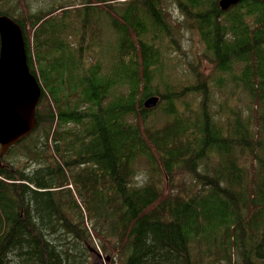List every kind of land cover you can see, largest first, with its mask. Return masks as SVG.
I'll return each instance as SVG.
<instances>
[{
  "label": "trees",
  "instance_id": "obj_1",
  "mask_svg": "<svg viewBox=\"0 0 264 264\" xmlns=\"http://www.w3.org/2000/svg\"><path fill=\"white\" fill-rule=\"evenodd\" d=\"M96 2L108 6L70 5L80 17L54 6L27 20V0H10L0 13L22 27L43 88L37 128L10 150L24 145L21 155L44 166L5 170L0 149V264H264V0L227 11L220 0H176L205 57L234 82L236 110L225 120L222 106L209 114L207 89L175 90L164 75L163 35L178 33L164 0ZM100 12L117 37L107 47L89 28ZM83 29L85 46L64 37ZM199 91L204 103L186 120L177 102ZM244 95L249 117L241 115ZM152 96L168 101L155 108L173 117L162 130L145 126L156 112L145 107ZM139 158L167 174L183 166L191 188L175 184L176 196L161 200L157 180L134 186Z\"/></svg>",
  "mask_w": 264,
  "mask_h": 264
},
{
  "label": "rangeland",
  "instance_id": "obj_2",
  "mask_svg": "<svg viewBox=\"0 0 264 264\" xmlns=\"http://www.w3.org/2000/svg\"><path fill=\"white\" fill-rule=\"evenodd\" d=\"M10 1V0H9ZM8 0H0V13L4 12L5 9L10 6ZM28 4L25 9L28 10L26 14H22L23 18H30L33 12L48 11L54 6H59L61 8L70 9V16H84L83 13H74L69 7L70 5L78 6L82 5L85 0H27ZM100 0H93L97 8L106 7L105 2H96ZM125 1V0H121ZM230 0L226 1L228 3ZM165 7L169 13V21L173 28L177 30V37L175 38L172 34L163 35L164 47L161 48L162 53L165 58V69H163L164 75L170 74L172 88L175 90L182 89L184 92H188L191 87H198L201 90L207 89L209 94V99L207 103V109L210 115H215L222 106V113L219 117L221 119H227L231 114L235 113L237 100L233 97L235 93V85L232 82L229 75L221 74L217 69L214 68L213 63L205 57V48L200 40L198 33L190 28V25L186 23V18H182L180 11L177 9L176 0H164ZM22 6V5H21ZM23 7V6H22ZM21 9V8H20ZM62 18V16L60 15ZM11 18V17H9ZM89 18V17H88ZM13 19V18H11ZM105 12L98 13L95 17L89 18V28L95 31L94 38L96 39V44L107 47L109 44L116 40V36L113 31L109 28V20ZM27 37H31L33 34V29L28 26ZM31 29V30H30ZM102 30V32H101ZM80 35L75 33H69V35H64V37L69 38V43H74L77 46L86 45L90 42V32L86 29L81 31ZM25 34V33H24ZM174 41L179 44V47L172 45L171 42ZM93 56V57H91ZM86 58L92 60L94 55L86 54ZM95 60V59H94ZM241 73L240 67H235L232 70L234 76ZM159 78L161 75L157 74ZM158 77L155 78L153 84L157 87L161 94L165 93V85ZM224 80L223 85H219L218 81ZM166 95V94H164ZM245 103L242 106L241 115L249 117L250 112V100H246V95L243 96ZM168 101H161V105L164 106ZM40 103V102H39ZM204 103V97L202 92H190L183 100L177 102V108L181 115L187 120H195L196 115L199 114L200 108ZM185 105L189 111H184ZM42 105V104H41ZM38 104L40 112L43 110V105ZM228 106L230 112L223 108ZM155 114L150 116L146 120L145 126H151L153 128L163 129L169 126L173 122V117L168 116L162 109L155 108ZM230 114V115H229ZM41 130H38L36 135H40ZM42 140V138H41ZM24 145L15 147L6 153L5 159H3L4 169L15 168V170H21L27 172H32L35 168L44 167L37 166L33 161L26 158V156L21 155ZM18 151V153H17ZM4 155V156H5ZM35 164V165H34ZM5 165L7 167L5 168ZM175 177L174 180L169 179L167 176ZM158 183L159 188L163 191L162 198L168 199L170 197L176 196L173 192V185L181 187L183 183L189 187V176L187 170L182 166L181 168H174L170 174H167L166 170H161L157 172L150 165L147 164L144 158H139L136 163V172L134 175L133 185L137 187H148L153 185L154 182ZM191 188V187H189ZM183 194V190H180ZM185 195V194H183Z\"/></svg>",
  "mask_w": 264,
  "mask_h": 264
},
{
  "label": "water",
  "instance_id": "obj_3",
  "mask_svg": "<svg viewBox=\"0 0 264 264\" xmlns=\"http://www.w3.org/2000/svg\"><path fill=\"white\" fill-rule=\"evenodd\" d=\"M226 1L228 0H220V6L224 11L228 10L232 5H235L241 0H230L228 3H226ZM3 28L7 34L10 33L16 36L18 48L13 49L11 55L14 58L9 62L10 67L14 66L16 62L22 67L21 70L18 69L16 72H12L11 70L6 71V66L3 63V61L5 62V59L3 58V51L5 48V34L2 31ZM0 36V70H2V76L14 82L21 83L20 80L24 73L25 83L27 84L24 89L20 90L19 97H16L17 99H15V101H10L9 105L4 107L5 110L0 113V118L6 123V126H4L6 129H0L1 155H4L11 146L24 140L38 126L36 109L41 99L43 89L38 84L28 65L22 27L8 16L1 15ZM10 72H12V74ZM16 100L20 101L16 102ZM158 103L159 96H152L145 102V107L153 109Z\"/></svg>",
  "mask_w": 264,
  "mask_h": 264
},
{
  "label": "bare ground",
  "instance_id": "obj_4",
  "mask_svg": "<svg viewBox=\"0 0 264 264\" xmlns=\"http://www.w3.org/2000/svg\"><path fill=\"white\" fill-rule=\"evenodd\" d=\"M2 31L5 34L4 35V37H5V48L3 51V58L5 59V62L3 61V63L6 66V69H7L6 71L11 70L12 72L13 71L16 72L18 69L21 70L22 67H20L18 62H16L14 64V66H12V67L9 66V62L14 58L11 55V53L13 52V49L18 48L16 36L14 34H10V33L7 34L4 28ZM12 72H10V73L12 74ZM20 81H21V83H17V82H14L12 80H9L7 78H4L2 76V70H0V113L3 110H5L4 107L6 105H9L10 101H15V99H17L19 97L20 90L24 89L27 86V84L25 83V79H24V73H23V77L21 78ZM18 101H20V100H16V102H18ZM15 103H14V105H15ZM159 103H161L160 96H159ZM4 126H6V123H4V121H2V118H0V129L5 130L6 128Z\"/></svg>",
  "mask_w": 264,
  "mask_h": 264
},
{
  "label": "flooded vegetation",
  "instance_id": "obj_5",
  "mask_svg": "<svg viewBox=\"0 0 264 264\" xmlns=\"http://www.w3.org/2000/svg\"><path fill=\"white\" fill-rule=\"evenodd\" d=\"M25 11H28L27 9H25Z\"/></svg>",
  "mask_w": 264,
  "mask_h": 264
}]
</instances>
